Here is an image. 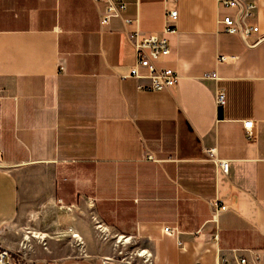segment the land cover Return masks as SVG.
<instances>
[{
  "label": "crops",
  "instance_id": "obj_1",
  "mask_svg": "<svg viewBox=\"0 0 264 264\" xmlns=\"http://www.w3.org/2000/svg\"><path fill=\"white\" fill-rule=\"evenodd\" d=\"M248 1L258 30L244 40L218 0H125L103 26L104 0H0V244L42 201H89L105 229L98 252L21 264H141L148 252L152 264H218L248 249L264 264V0ZM129 34L167 38L155 64L177 71L174 86L137 87L149 80L129 75ZM214 203L226 205L216 220Z\"/></svg>",
  "mask_w": 264,
  "mask_h": 264
},
{
  "label": "built area",
  "instance_id": "obj_2",
  "mask_svg": "<svg viewBox=\"0 0 264 264\" xmlns=\"http://www.w3.org/2000/svg\"><path fill=\"white\" fill-rule=\"evenodd\" d=\"M98 3L101 0H94ZM105 4L100 9L99 21L100 24L106 25L110 19L114 16H120L122 11L126 7L125 0H104ZM222 5L235 9L233 14H225L219 19L224 23V29L231 33L239 34L244 40H246L248 34L251 31H257L258 26L253 23L247 22L253 15V11L256 7V3L248 0H218ZM177 19V9H170L164 19L163 30L165 32L175 31V21ZM125 22L130 21L129 18L123 19ZM129 38L133 43L135 57L130 67L129 75L138 78L147 77L149 82L144 85L139 83L137 87L140 89L143 86L148 89L162 90L170 89L176 83L179 75L177 71L171 67H158L155 64V60L159 55H165L170 51L169 44L166 37H158L157 35L150 34L142 38H138L137 34H129ZM220 60L225 59V56H221ZM141 68L146 70L145 73L141 72ZM211 76H215L212 72ZM2 85L0 84V93L2 92ZM216 103L222 104L225 102V91L223 88L218 87L215 91ZM243 127L248 136H252L253 120L248 119L243 121ZM208 153L214 157L218 165L223 171L228 169V161L226 159H217L214 155V149L209 148ZM152 155H148L151 157ZM212 220H216L218 213L221 210L226 209L225 204H213L212 205ZM101 226V223H99ZM163 233L174 235L178 233L176 225L165 224L162 227ZM216 236V235H215ZM247 254H238L233 259L226 257H220L218 264H258L261 260V253L259 251L248 249ZM141 264H152V255L150 252L143 254ZM22 257L18 251H13L10 247L0 244V264H21ZM104 261L103 264H105ZM48 264H55V261H51Z\"/></svg>",
  "mask_w": 264,
  "mask_h": 264
},
{
  "label": "rangeland",
  "instance_id": "obj_3",
  "mask_svg": "<svg viewBox=\"0 0 264 264\" xmlns=\"http://www.w3.org/2000/svg\"><path fill=\"white\" fill-rule=\"evenodd\" d=\"M40 230L45 236H36ZM104 230L93 215L91 203L82 199L63 207L49 201L39 202L37 206L24 204L18 216L4 229L3 235L22 260L39 257L58 259L65 255L102 250L98 242ZM84 234L91 237L95 246L83 242Z\"/></svg>",
  "mask_w": 264,
  "mask_h": 264
}]
</instances>
